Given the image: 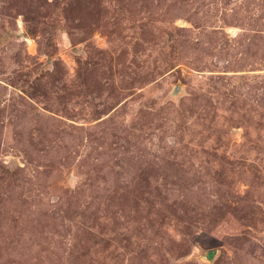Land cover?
Segmentation results:
<instances>
[{"label": "rangeland", "instance_id": "374dc122", "mask_svg": "<svg viewBox=\"0 0 264 264\" xmlns=\"http://www.w3.org/2000/svg\"><path fill=\"white\" fill-rule=\"evenodd\" d=\"M0 264H264V0H0Z\"/></svg>", "mask_w": 264, "mask_h": 264}]
</instances>
